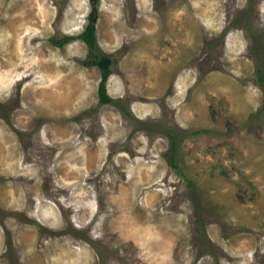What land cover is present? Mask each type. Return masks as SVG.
I'll list each match as a JSON object with an SVG mask.
<instances>
[{"label": "rangeland", "instance_id": "obj_1", "mask_svg": "<svg viewBox=\"0 0 264 264\" xmlns=\"http://www.w3.org/2000/svg\"><path fill=\"white\" fill-rule=\"evenodd\" d=\"M98 7L109 103L92 0H0V264H264V0Z\"/></svg>", "mask_w": 264, "mask_h": 264}, {"label": "trees", "instance_id": "obj_2", "mask_svg": "<svg viewBox=\"0 0 264 264\" xmlns=\"http://www.w3.org/2000/svg\"><path fill=\"white\" fill-rule=\"evenodd\" d=\"M98 0H92V10L89 14V22L79 37L82 38L89 47V58L90 60L84 61L86 66L97 65L102 70V80L100 82L99 91H100V99L103 102L109 103L112 101L108 92L106 90V81L109 75L113 71V67L111 66L112 59L108 55H99L96 50L99 48V44L96 42L94 37V31L96 29L97 19H98ZM74 36H65L64 38H53L52 43L55 46L63 47L67 43L71 42ZM263 85V84H262ZM264 86V85H263ZM171 140V146L175 150L174 142Z\"/></svg>", "mask_w": 264, "mask_h": 264}, {"label": "bare ground", "instance_id": "obj_3", "mask_svg": "<svg viewBox=\"0 0 264 264\" xmlns=\"http://www.w3.org/2000/svg\"><path fill=\"white\" fill-rule=\"evenodd\" d=\"M59 103V102H58Z\"/></svg>", "mask_w": 264, "mask_h": 264}]
</instances>
